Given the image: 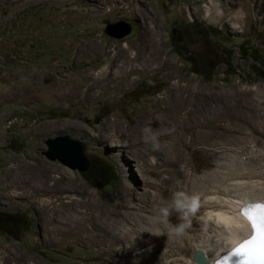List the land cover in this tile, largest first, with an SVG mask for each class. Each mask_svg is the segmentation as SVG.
<instances>
[{
    "label": "rangeland",
    "instance_id": "obj_1",
    "mask_svg": "<svg viewBox=\"0 0 264 264\" xmlns=\"http://www.w3.org/2000/svg\"><path fill=\"white\" fill-rule=\"evenodd\" d=\"M205 1L0 0V218L11 221L0 225V264L123 260L119 251L113 257L106 253L98 239L49 238L47 196L29 185L48 170L51 182L59 174L57 184L70 189L65 185L72 181L77 192L53 199L63 203L75 197L70 208L77 209L87 208L85 191L112 199L122 185H130L129 206L136 207L137 194L155 189L151 183L158 177L140 168L146 158H162L159 152L142 155L149 139L158 150L166 145L170 138L157 137L162 131L174 133V153L183 157L174 166L183 172L176 176V192L188 187L183 193L194 199V191L207 184L231 188L245 173L251 179L242 181L249 178L256 188L264 187V0H209L224 10L217 21L207 17ZM235 10L243 12L238 27L232 26ZM120 19L131 31L116 39L105 28ZM201 118L213 124L201 126L196 122ZM143 132L148 134L141 141ZM62 134L81 140L90 165L99 170L81 172L48 159L44 141ZM211 149L210 158L205 154ZM126 195L120 203H127ZM66 210L63 206L55 216L66 220ZM191 212L181 220L172 210L164 222L171 229L186 224L174 235L197 233L203 230L204 211ZM122 224L129 230L128 222Z\"/></svg>",
    "mask_w": 264,
    "mask_h": 264
},
{
    "label": "bare ground",
    "instance_id": "obj_2",
    "mask_svg": "<svg viewBox=\"0 0 264 264\" xmlns=\"http://www.w3.org/2000/svg\"><path fill=\"white\" fill-rule=\"evenodd\" d=\"M204 6H206V13L208 15L207 16L208 18H211V19L217 21V20H222L225 17V13L221 7V4H218L216 1H209V0L205 1ZM233 12L234 13L231 16L232 17L231 18L232 26L238 27L239 25L237 22H239V20H242L241 18H242L243 12H242V10H240V11L235 10ZM84 83H85V81H84ZM100 83H99V85H100ZM94 85H97V84H94ZM73 86H75V85L73 84ZM70 87H72V85H70ZM77 87L79 88V86H77ZM185 87H186V85H185ZM88 88H90V87H88ZM68 89H69V87H68ZM72 89H74V88H72ZM182 93L189 94L190 92L187 93L186 90H183ZM172 96L174 98V95H172ZM168 98H171V97H168ZM203 99H205V98H203ZM169 101L170 100H168L167 102H169ZM182 101H184V100L182 99ZM193 101H194V99H193ZM159 104H160V102H159ZM204 104H205V102H204ZM160 106H159V108L162 107V106L161 107ZM200 107H201V104H200ZM193 108H194V106H193ZM166 109H168V108H166ZM173 109H174V106H173ZM202 109H204V108H202ZM216 109H217V107H216ZM217 111H219V110H217ZM194 112H195V110H194ZM188 114H190V113H188ZM192 114H194V113H192ZM212 119H214V118H212ZM196 122H198L201 126H206V127H210V124L212 123V121H210L211 122L210 123L206 118H201ZM213 122H215V121H213ZM162 132L160 135H157V137H159L160 139L161 138L166 139V137L168 139L170 138L169 141L166 142V145H165L166 147L164 146L162 149H160L161 147H159V150H158L157 148L152 146L150 139L146 141V144H145L146 148H145L142 155L147 157V156H149V153L159 152V154L160 153L162 154V158H160L159 160L157 158H155V159L146 158L143 160V164H142V167L140 168V172L142 174L148 172L149 173L148 175H153V176L156 175L158 178H156L157 181L153 180V182L151 183L152 187L153 188L155 187L154 191H151L149 193L147 190L146 191L143 190L144 192L136 195V199L139 201L137 204H135L136 207L132 206V204H131V206H129L130 203L128 202V200L134 198V197H131L134 195L131 186L130 185H128V186L122 185L120 187L121 188V190L119 192L120 195L112 196L115 199L114 198H112V199L111 198L110 199L109 198H103L102 199V196L98 197L95 194H93L92 192L90 193L88 191H85L83 193L85 194L86 199L82 202H84V205H87V208L77 209L75 206H72V208H70V205H72V202H73L72 200H76L77 198H75V197H72L71 199L67 198L68 201H65L63 203H61V202L58 203V201H56L57 199L55 198V200H54L53 197H59V196H57L58 193L59 194H61V193L64 194V192L72 193L73 192L72 187H74V186L76 187V185L72 181H70V184L66 183V185H65V186L68 185V187L70 189H68V188L63 189L61 187V185L59 186L57 184L58 183L57 181H59L58 180L59 174L55 176V180L52 182H51V179H53L54 177L53 176L51 177L50 173L48 172L49 170L46 171L45 173L40 174V176L38 178V182L34 181L35 186L29 185V188H31L32 191L40 192L43 195L47 196L46 197L47 199L44 198L43 209H44V215H45L44 219L46 221V222L44 221L45 227H46V231L48 233L49 238H57L58 236H64L65 237L66 235H70L72 237L82 235V237L85 236L84 238L88 239V242H90V241L95 242L97 239L101 240V241H99V243L105 242L104 243L105 245L102 248H104L106 253L111 255V257H113L112 255L117 254L118 251L123 256V260H119L117 258L119 261L117 263L115 262L116 264H197L192 259V254L197 249L202 250L205 257L210 261V263L214 264V260L220 254L231 249L235 245V243H237V242H239L245 238H248L251 235L252 228H251L250 223L246 219V217L241 214L240 209L243 208L245 206L246 202H248V201L263 200L264 199V187H263V185L262 186L260 185L261 187H258V188L253 186V183H255V181L254 182L248 181V179L250 177L247 175H249L250 173L249 174L245 173V175L247 177H249V178H247V181H242L243 180L242 178L244 177V175H243V177H241V181L233 182L231 180L233 182L231 184V188H229V185H228V187H226V189H223V187H225V186L221 187L222 189L221 188L219 189L216 184H215L216 186L213 187V185H214V183H213L211 187H208L209 184H207L206 185L207 188L203 189V190L200 189L201 192H199V193L198 192L195 193V191H194V195L196 194V196H194V199H192V198L189 199V204L193 206V202H195V207L191 206L192 212L196 213L197 210H203L204 211L203 217L200 220L201 224L203 225V230H201L199 232L197 231V233H194V232L191 233L190 232L189 234H187L185 236H177V235L173 234V232H172L171 228L168 226V224H166L165 222H161V220L158 218L159 209L171 201L172 194L174 192H176V190L178 189L177 187H179L177 185V182H176V176H177V174H178V176H180L179 175L180 173L183 174L182 170L180 171L179 168L178 169L174 168V166H176L177 162L181 161L183 158L181 155H178V154L176 155L174 153V151H175L174 146H176L175 139H173V136H172L174 133L171 135L170 132L169 133H166V132L162 133ZM147 134L148 133H145V132L141 133L140 140L142 141V139L145 136H147ZM180 141H182V140H180ZM205 144H207V143H205ZM216 147H214V148H216ZM214 148H213V150H214ZM212 151H211V153H209L210 152L209 151L206 154L205 153L204 154L207 156L208 155L213 156V154H215V153H214V151L213 152ZM200 157H202V156H200ZM208 157H210V156H208ZM192 163H193V161H192ZM196 165H197V163H196ZM157 168H159V170ZM262 172H264V171H262ZM63 174H65V177L74 181L75 177L72 174V172H70L68 170H64ZM237 176H238L237 178L235 177L236 179L239 178V175H237ZM245 177H244V179H245ZM200 179L205 180L206 178L200 177ZM255 179H257V176ZM195 180L197 181L198 179H195ZM195 180H194V183H193V180L190 181V182H192V185L197 183V182H195ZM258 180H259V178H258ZM132 181H135V178L132 177ZM208 181H210V180L208 179ZM252 181H253V178H252ZM259 181L257 183H259ZM32 182L33 181H31V183ZM204 182H206V181H204ZM247 182H248V184L251 183L252 185H248V184L246 185L245 183H247ZM62 183H64V182H62ZM201 183L199 182V184H201ZM206 183H208V182H206ZM210 183H212V182H210ZM227 183H226V186H227ZM229 183H231V182H229ZM255 185H257V184H255ZM184 187L183 188L181 187V189H182L181 191L187 193L189 188L187 187L188 190L186 191V189ZM194 188L196 189V187H193V190H194ZM83 191H84V189H83ZM192 192H191V194H192ZM127 193H130V197H128V198L125 197L127 200L126 201L127 203H125V204L120 203V201H122L124 199L123 198L124 196L129 195V194L126 195ZM188 195L189 194H187L186 196L189 197ZM141 196L144 199H141ZM190 197H191V195H190ZM63 206H66V208L68 209V210H66V214H67L66 220H62V218H60L59 214L57 216H55V213H57L58 210L60 211V208H63ZM78 208H80V207H78ZM128 209H132V211L134 209L135 211H137V213L132 214V213H130V211ZM74 210L76 212H79V216H80L79 218L73 217V215H78L76 212H74ZM172 210L173 209H170L169 213H171ZM59 213H61V212H59ZM123 220L130 224L129 230H123V228H122ZM87 222L88 223L90 222L91 224L88 225ZM114 259H116V258H114Z\"/></svg>",
    "mask_w": 264,
    "mask_h": 264
},
{
    "label": "water",
    "instance_id": "obj_3",
    "mask_svg": "<svg viewBox=\"0 0 264 264\" xmlns=\"http://www.w3.org/2000/svg\"><path fill=\"white\" fill-rule=\"evenodd\" d=\"M130 31L131 25L123 19L109 23L105 28V32L116 39L123 38ZM44 142L47 149L43 153L48 159L57 160L67 167L81 172L89 168V160L84 153V145L81 140L62 134L48 137ZM192 259L197 264H211L200 249L193 252Z\"/></svg>",
    "mask_w": 264,
    "mask_h": 264
},
{
    "label": "snow or ice",
    "instance_id": "obj_4",
    "mask_svg": "<svg viewBox=\"0 0 264 264\" xmlns=\"http://www.w3.org/2000/svg\"><path fill=\"white\" fill-rule=\"evenodd\" d=\"M240 211L250 223L252 235L232 249L231 255L240 256V264H264V201L253 200Z\"/></svg>",
    "mask_w": 264,
    "mask_h": 264
},
{
    "label": "clouds",
    "instance_id": "obj_5",
    "mask_svg": "<svg viewBox=\"0 0 264 264\" xmlns=\"http://www.w3.org/2000/svg\"><path fill=\"white\" fill-rule=\"evenodd\" d=\"M193 207V206H192ZM173 209L180 214L181 220H186L187 214L191 211L189 198L183 192H174L171 201L165 206L161 207L158 212V218L161 222L167 220L169 210ZM186 227L185 223H180L172 226V231L179 234Z\"/></svg>",
    "mask_w": 264,
    "mask_h": 264
},
{
    "label": "trees",
    "instance_id": "obj_6",
    "mask_svg": "<svg viewBox=\"0 0 264 264\" xmlns=\"http://www.w3.org/2000/svg\"><path fill=\"white\" fill-rule=\"evenodd\" d=\"M188 60L191 63V65L194 66V61H192L191 59H188ZM254 60L258 61L259 58L258 57H254ZM202 75L204 76L205 79H208L209 78V76L206 73H204V72L202 73ZM258 75H260V73H258ZM261 76H264V75H261ZM90 168H92L93 170H95V172L99 170V169H96V167H93L91 165L89 166L88 169H90Z\"/></svg>",
    "mask_w": 264,
    "mask_h": 264
},
{
    "label": "flooded vegetation",
    "instance_id": "obj_7",
    "mask_svg": "<svg viewBox=\"0 0 264 264\" xmlns=\"http://www.w3.org/2000/svg\"><path fill=\"white\" fill-rule=\"evenodd\" d=\"M89 166H90V163H89ZM88 170V169H87ZM0 215H1V213H0ZM8 223V225L10 224L11 225V221L9 220V218L7 219V220H2L1 218H0V225H2L3 227H6L7 225H5V224H7Z\"/></svg>",
    "mask_w": 264,
    "mask_h": 264
}]
</instances>
